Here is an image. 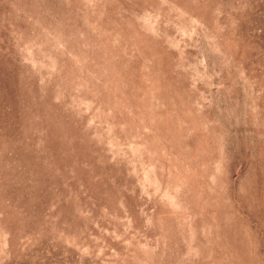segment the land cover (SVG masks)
I'll return each mask as SVG.
<instances>
[{"label": "rangeland", "instance_id": "rangeland-1", "mask_svg": "<svg viewBox=\"0 0 264 264\" xmlns=\"http://www.w3.org/2000/svg\"><path fill=\"white\" fill-rule=\"evenodd\" d=\"M0 264H264V0H0Z\"/></svg>", "mask_w": 264, "mask_h": 264}]
</instances>
